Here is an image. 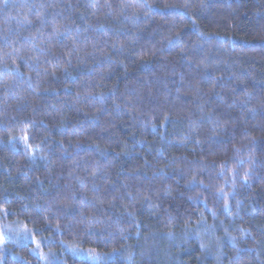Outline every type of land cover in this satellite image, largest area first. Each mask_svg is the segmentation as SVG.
<instances>
[{
  "label": "trees",
  "instance_id": "trees-1",
  "mask_svg": "<svg viewBox=\"0 0 264 264\" xmlns=\"http://www.w3.org/2000/svg\"><path fill=\"white\" fill-rule=\"evenodd\" d=\"M0 264H264V0H0Z\"/></svg>",
  "mask_w": 264,
  "mask_h": 264
}]
</instances>
